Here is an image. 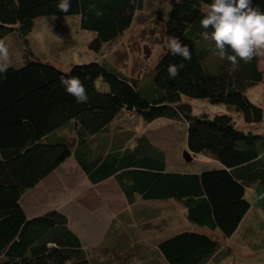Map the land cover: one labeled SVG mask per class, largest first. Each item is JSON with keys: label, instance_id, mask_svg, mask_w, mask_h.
I'll list each match as a JSON object with an SVG mask.
<instances>
[{"label": "trees", "instance_id": "trees-1", "mask_svg": "<svg viewBox=\"0 0 264 264\" xmlns=\"http://www.w3.org/2000/svg\"><path fill=\"white\" fill-rule=\"evenodd\" d=\"M142 1L71 0L68 12H61L59 0H0V40L14 33L23 60L0 79V264H121L134 258L141 264H211L230 253L224 240L250 208L247 192L264 183V107L249 94L263 81L264 55L239 61L233 70L213 53V42L200 36L211 0L173 2L164 32L187 44L191 59L183 61L166 47L145 84L103 60L64 70L30 46L41 17L77 15L79 28L93 33L88 49L99 52L129 28ZM253 6L264 10V0H253ZM181 62L184 68L169 78L168 65ZM61 76H79L88 101L77 103ZM183 97L224 104L237 117L194 115ZM121 113L146 122H183L186 150L214 158L218 167L167 170L163 149L115 124ZM70 157L90 184L111 178L129 209L113 213L100 252L84 246L64 212L28 216L22 205L23 196ZM162 201L183 209L186 226L159 238L141 237L139 231L158 218L159 209L149 203Z\"/></svg>", "mask_w": 264, "mask_h": 264}, {"label": "rangeland", "instance_id": "rangeland-1", "mask_svg": "<svg viewBox=\"0 0 264 264\" xmlns=\"http://www.w3.org/2000/svg\"><path fill=\"white\" fill-rule=\"evenodd\" d=\"M174 1L143 0V7L136 11L129 28L119 37L105 44L99 52L88 49L87 42L92 38L93 33L79 28L77 15L41 17L36 21L33 31L29 34L30 46L37 57L55 62L64 70L71 63L87 62L92 59L103 60L128 76L144 79L141 83L145 84L148 83V80L145 79L153 75L158 58L167 47L169 39L164 32L165 20ZM0 41L8 46L10 65L23 62L22 46L14 33ZM249 94L254 100L260 101L264 107V78L260 85L249 90ZM183 101L191 105L194 115L212 116L219 113L237 117L224 104H212L203 99L186 97H183ZM239 120L243 124L242 119L239 118ZM115 124H123L133 129L135 134H145L153 144L163 149L167 170L196 172L219 165L217 160L206 154H191V161L183 159L182 153L186 150L184 136L186 124L183 122L165 118L146 122L137 115L121 113L116 118ZM260 126H262L261 129H264V124ZM70 159L72 157L65 160L66 163H63L48 176L34 191L25 195L22 198V205L27 213L29 208H33V212H29L30 215L51 208L63 210L69 216L73 227L79 232L84 246L89 249H98L96 252H100V242L104 236L109 216L128 208L111 181L100 185H91L73 162H70ZM261 192H264V183L257 185L256 192L252 189L247 192V197L252 205L256 203L264 205V198L260 200L255 197ZM250 194H254V196ZM149 205L156 206L159 211L158 218L154 220L151 229L147 231L143 229L146 234L148 231L150 232L147 235L148 238L153 235L159 238L166 232L186 226L183 209L174 202H151ZM230 247V253L225 252L217 255L211 264H233L232 262L236 260L237 264H264V245L262 248L253 250L248 247L245 249L246 246L243 245H240L241 248H239L236 243ZM237 247L238 250L235 251ZM134 259L131 262L122 263H142V261Z\"/></svg>", "mask_w": 264, "mask_h": 264}, {"label": "clouds", "instance_id": "clouds-1", "mask_svg": "<svg viewBox=\"0 0 264 264\" xmlns=\"http://www.w3.org/2000/svg\"><path fill=\"white\" fill-rule=\"evenodd\" d=\"M70 6L71 0H59L57 5L61 12H68ZM101 14L97 11V15ZM200 25L203 29L201 38L213 42V53L219 59L231 62L233 70L239 61L247 63L255 56L264 55V10L253 6V0H211ZM167 47L171 55L180 56L183 61L191 59L189 46L179 38L170 37ZM184 66L183 62L169 64V78L178 76ZM9 67L8 46L0 41V79L6 78ZM60 84L77 103L88 101L86 87L79 76H61Z\"/></svg>", "mask_w": 264, "mask_h": 264}, {"label": "crops", "instance_id": "crops-1", "mask_svg": "<svg viewBox=\"0 0 264 264\" xmlns=\"http://www.w3.org/2000/svg\"><path fill=\"white\" fill-rule=\"evenodd\" d=\"M67 160H68V158L66 159V161ZM66 161H64L63 163H66ZM71 161L73 162V164L75 165V167L79 170V168H78L77 164L75 163V161L73 159H70V162ZM215 167H218V166H215ZM43 181H41L37 186H35L30 191H28L25 195H28L32 191H34ZM108 181H111L113 183V185L115 186V184H114V182H113V180L111 178H108V179L102 181L101 183H99L97 185L104 184L105 182H108ZM252 190L254 191L255 189H252ZM117 191H118V189H117ZM256 191L257 190H255V192ZM261 193L260 194L258 193L257 196H255V197L258 199L259 198V195H261ZM254 194H250V195L254 196ZM263 198H260V200L263 199ZM51 209H54V208H51ZM55 209H58V210L64 212L63 210H61L59 208H55ZM46 210H49V209H46ZM46 210H44V211H46ZM27 211H28V213L27 212L26 213H27L28 216H34V215H38V214H41L42 213L41 212V213H36V214L30 215L29 212H33V208H29ZM112 215H113V213L109 216L108 221L106 223L105 231H104V234H103L104 235L103 238L105 237V233H106V231L108 229V226L110 224V219L112 218ZM67 217L69 219V225L79 234V232L73 227L72 222H71L69 216H67ZM138 227L141 228V224L140 223H139V226ZM176 229L177 228H175L173 230H176ZM144 231L145 230L139 231V235L141 237H144V235H148L150 233L148 231V234H146ZM162 235L164 236L165 234H162ZM79 236H80V234H79ZM224 241H225L224 243H225L226 249H230L231 248L230 246H232L233 243L238 244L239 245V248H241L240 245H243V246H246L245 249H247V247H248V249H250V250H253L254 248H262V246L264 245V205L262 204V206H261L260 204H257V203L256 204H253V205L251 204L249 210L247 211V213L243 217L242 221L240 222V224H239L238 228L236 229V231L234 232V234L232 236H230L229 238L225 239ZM237 250H238V247L236 248L235 251H237ZM237 262L238 261L236 260V261H234L232 263L233 264H237ZM245 263H248V262H245ZM248 264H250V263H248Z\"/></svg>", "mask_w": 264, "mask_h": 264}, {"label": "water", "instance_id": "water-1", "mask_svg": "<svg viewBox=\"0 0 264 264\" xmlns=\"http://www.w3.org/2000/svg\"><path fill=\"white\" fill-rule=\"evenodd\" d=\"M182 157L185 161H191V159H192V156L190 155V153L187 150L183 151Z\"/></svg>", "mask_w": 264, "mask_h": 264}]
</instances>
